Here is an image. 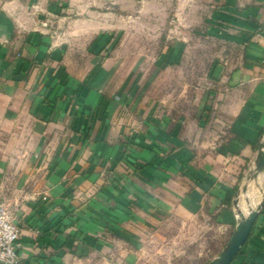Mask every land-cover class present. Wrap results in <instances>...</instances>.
Segmentation results:
<instances>
[{"label":"crops","instance_id":"crops-1","mask_svg":"<svg viewBox=\"0 0 264 264\" xmlns=\"http://www.w3.org/2000/svg\"><path fill=\"white\" fill-rule=\"evenodd\" d=\"M58 1L0 0V201L18 217L21 264H117L102 248L112 241L109 214L127 211L136 192L151 189L134 164L180 168L187 161L192 194L199 185L229 204L257 160L264 0H210L207 23L242 50L215 107L217 132L208 119L201 127L153 119L144 105L133 106L130 92L111 88L112 75L86 72V57L95 58L86 50L102 44L94 42L100 26L71 19L72 9L53 8ZM254 181L257 201L249 208L258 216L232 264H264V169ZM221 219L234 223L233 209Z\"/></svg>","mask_w":264,"mask_h":264},{"label":"rangeland","instance_id":"rangeland-1","mask_svg":"<svg viewBox=\"0 0 264 264\" xmlns=\"http://www.w3.org/2000/svg\"><path fill=\"white\" fill-rule=\"evenodd\" d=\"M58 2L53 8L72 9L71 19L86 17L100 26L94 42L102 44L86 50V56L95 57H86V72L112 75L111 88L130 92L133 106L138 110L144 105L153 119L202 126L208 119L217 132L215 107L242 50L236 39L221 34L219 24L207 23L210 0ZM181 165L162 167L142 160L132 166L133 172L147 174L143 178L151 189L136 192L127 211L109 214L105 230L112 241L102 247L111 250L109 259L117 264H215L222 257L237 231L239 213L247 216L257 201L250 193L256 182L248 178L255 163L241 176L238 195L229 204L211 200L218 197L215 193L201 194L199 185L196 198L188 181H193L189 164ZM173 180L180 182L174 186ZM231 208L235 221L227 223L221 214Z\"/></svg>","mask_w":264,"mask_h":264},{"label":"water","instance_id":"water-1","mask_svg":"<svg viewBox=\"0 0 264 264\" xmlns=\"http://www.w3.org/2000/svg\"><path fill=\"white\" fill-rule=\"evenodd\" d=\"M264 169V143L260 145V151L258 158L255 162V170L252 172L249 178H252L253 180L258 177V175L263 171ZM258 216V210H252L249 212V214L246 216L242 212L239 213L238 217V227L237 231L222 255V257L215 263V264H232L236 256L239 254L243 246L248 241V238L253 230L255 221Z\"/></svg>","mask_w":264,"mask_h":264},{"label":"built area","instance_id":"built-area-1","mask_svg":"<svg viewBox=\"0 0 264 264\" xmlns=\"http://www.w3.org/2000/svg\"><path fill=\"white\" fill-rule=\"evenodd\" d=\"M17 215L0 201V264H20L17 244L21 236Z\"/></svg>","mask_w":264,"mask_h":264}]
</instances>
